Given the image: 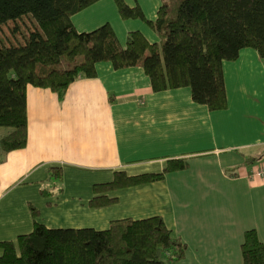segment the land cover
Segmentation results:
<instances>
[{"label":"crops","instance_id":"obj_1","mask_svg":"<svg viewBox=\"0 0 264 264\" xmlns=\"http://www.w3.org/2000/svg\"><path fill=\"white\" fill-rule=\"evenodd\" d=\"M124 1L139 5L150 20L162 4ZM106 22L124 46L131 31L159 41L144 21L122 19L115 0H100L73 17L79 32ZM224 74L228 105L222 110L197 103L189 87L154 92L142 67L116 69L112 62L98 63L97 76L77 79L63 99L30 85L27 145L0 163V242L16 243L33 231L32 209L48 228L103 230L113 220L160 215L187 245V263L244 264L245 231L255 229L264 243V177L255 175L264 163V59L243 49L224 63ZM10 131L0 127V140ZM173 159L186 160L188 168L113 190L108 196L117 202L104 207L85 199L89 191L81 182L67 180L70 173L93 174L101 177L96 188L112 183L118 171L160 173ZM125 196L130 205L121 212ZM60 206L80 223L48 224L57 221Z\"/></svg>","mask_w":264,"mask_h":264},{"label":"trees","instance_id":"obj_2","mask_svg":"<svg viewBox=\"0 0 264 264\" xmlns=\"http://www.w3.org/2000/svg\"><path fill=\"white\" fill-rule=\"evenodd\" d=\"M98 1L0 0V29L16 24L15 40L0 39V127L11 129L0 140V163L27 145L30 85L63 99L77 79L97 76L98 63L112 62L116 69L142 67L154 92L189 87L197 103L222 110L228 105L224 63L237 60L246 48L264 59V0H162L156 20L147 19L139 5L115 0L122 19L142 20L159 37L151 43L131 31L125 46L109 23L89 32L75 27L73 17ZM188 166L173 159L160 173L118 171L112 183L95 188L103 199L93 204L117 202L99 195L102 190L161 181ZM32 210L33 231L16 243L0 242V264H188L187 245L160 215L113 220L103 230L48 228ZM242 254L244 264H264V243L255 229L245 231Z\"/></svg>","mask_w":264,"mask_h":264},{"label":"rangeland","instance_id":"obj_3","mask_svg":"<svg viewBox=\"0 0 264 264\" xmlns=\"http://www.w3.org/2000/svg\"><path fill=\"white\" fill-rule=\"evenodd\" d=\"M108 18H111V17L108 15ZM112 20L113 19H111V21ZM27 23L31 24L30 20H28ZM15 25H16L15 23H12L11 25H8V26L6 25L2 29H0V39L4 40L6 42H11V40H15V37H14V34H13V30H12L15 27ZM24 25H25L24 22L20 21V26L25 29ZM19 37L21 38V35H19ZM22 38H23V36H22ZM113 176L114 175H112V177ZM112 177L103 178V181L111 179ZM99 178H101V177L94 176L93 174L89 175V174L70 173L67 176V180L69 182H81L80 185L84 186L85 190H86V188H88V191H89L88 194L89 195L85 199H88L89 201H91V203L93 201H96V200L97 201H101L103 199V197H100V196L94 197L96 194L95 195L93 194V192L95 193V189H94L95 188V183L97 182V180H99ZM59 181L60 180H58V187H60ZM72 190L74 191L75 189L73 188ZM102 194H104L103 190L99 192V195H102ZM105 194L111 195L112 191L111 190L106 191ZM129 205H130V199L125 196L123 198V203L118 208V210L123 212L125 209L129 208ZM68 209L69 208H67L65 206H60V208L57 210L58 211V214H57L58 215V219H57V221L56 222H51V221H48V219H47V223L48 224H52V225L62 226V227H71V225H78L80 223V221L78 219H73L74 222L71 219H69ZM74 218H76V216ZM51 228H55V227H51ZM186 253H187V251H186ZM186 253H185V262H186Z\"/></svg>","mask_w":264,"mask_h":264},{"label":"built area","instance_id":"obj_4","mask_svg":"<svg viewBox=\"0 0 264 264\" xmlns=\"http://www.w3.org/2000/svg\"><path fill=\"white\" fill-rule=\"evenodd\" d=\"M258 174L264 177V163L258 164Z\"/></svg>","mask_w":264,"mask_h":264},{"label":"bare ground","instance_id":"obj_5","mask_svg":"<svg viewBox=\"0 0 264 264\" xmlns=\"http://www.w3.org/2000/svg\"><path fill=\"white\" fill-rule=\"evenodd\" d=\"M257 166H258V164H257ZM256 166V168H255V175H257V176H259V177H262L261 175H259L258 174V167Z\"/></svg>","mask_w":264,"mask_h":264}]
</instances>
